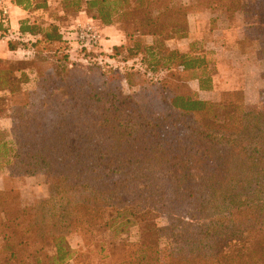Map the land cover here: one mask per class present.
Returning a JSON list of instances; mask_svg holds the SVG:
<instances>
[{
    "label": "trees",
    "instance_id": "obj_1",
    "mask_svg": "<svg viewBox=\"0 0 264 264\" xmlns=\"http://www.w3.org/2000/svg\"><path fill=\"white\" fill-rule=\"evenodd\" d=\"M62 6L83 7L102 26L121 24L126 42L112 51L131 65L69 67L63 54L55 65L63 76L38 74L28 91L22 86L32 60H0V117L11 120L10 133L0 131L10 135L0 138L4 169L44 173L49 189L28 203L0 192V264H75L81 254L70 247V233L128 223L138 242L120 264H264V106L247 111L241 91L203 98L198 91L213 89L214 64L196 41L187 52L168 44L187 36L192 10L240 12L258 19L245 39L264 57V0ZM20 32L34 40L9 41L10 49L27 47L46 60L53 59L49 46L55 56L65 49L55 23L22 21ZM159 207L164 225L155 221Z\"/></svg>",
    "mask_w": 264,
    "mask_h": 264
},
{
    "label": "rangeland",
    "instance_id": "obj_2",
    "mask_svg": "<svg viewBox=\"0 0 264 264\" xmlns=\"http://www.w3.org/2000/svg\"><path fill=\"white\" fill-rule=\"evenodd\" d=\"M183 2V0H181ZM195 2V0H194ZM187 4V3H186ZM192 4V3H191ZM59 7L55 4L50 6L49 10H44L36 13L35 17L38 22L43 24L55 23L60 27L62 36L65 41V49L60 50L57 56L53 55L56 46H49V55L53 59L46 60L44 55L34 56L33 51L25 58L22 55L16 56L9 60H32L28 64L32 68H26V74L30 75L29 82L23 84V89L33 91L38 82V74L47 76L52 71L59 72L55 65L56 58L63 57L67 54V60H62V63L71 67L72 63L80 64L84 68L93 66H103L111 70L124 69L125 66L130 67V60H123L122 56L115 55L112 51L114 45L105 47L107 42H117L118 45L125 44V34L122 25L119 23L113 24L115 31L122 34L121 40L115 39L103 33L98 27L100 33V41L97 44H89L85 41L79 40L75 34L74 27L80 22H73V18H68L63 21H54V18L59 14ZM38 14V15H37ZM58 18V17H57ZM215 20L210 23L201 37L196 39V49L201 54H205L211 64L216 68L215 78L217 80V93L206 96L201 94L203 98H219V95L225 92L241 91L244 95V103L247 111L261 109L264 106V57L256 53L257 42L248 37L245 39L247 26L251 30L255 29L257 18L255 15L244 16L243 13L232 14L229 16L215 14ZM100 24V23H99ZM101 25V24H100ZM249 30V34L250 31ZM252 30V31H253ZM24 40H34L32 36L24 37ZM42 46H40L41 48ZM4 64L2 65V67ZM34 69V70H32ZM28 75V77H29ZM59 76H63L59 72ZM123 88L125 92L129 93L130 89L124 83ZM216 96V97H215ZM35 99V98H34ZM11 111L13 107H8ZM5 124L0 123V131ZM11 128V126H10ZM9 128V130H10ZM4 129L2 131L10 133ZM1 139L10 138V135L0 136ZM23 139L28 140L27 137ZM0 158V177H6L1 180L0 192H10L13 196L22 199L23 203L32 202L35 199L45 198L49 195L48 181L44 173H37L34 175H10L4 169V165ZM160 212L155 221L159 225L166 224V218L162 213V207L158 208ZM124 229H115L110 227H98L88 235H81L78 231L72 232L68 235V243L71 248L79 252L81 255L77 256L75 264H120L124 258L130 255L134 245L138 242V233L135 227H130V223L124 225ZM121 228V227H120ZM1 243V239H0ZM47 250L52 252L53 246L49 241Z\"/></svg>",
    "mask_w": 264,
    "mask_h": 264
},
{
    "label": "crops",
    "instance_id": "obj_3",
    "mask_svg": "<svg viewBox=\"0 0 264 264\" xmlns=\"http://www.w3.org/2000/svg\"><path fill=\"white\" fill-rule=\"evenodd\" d=\"M184 3L191 4L194 0H183ZM39 3L46 4L47 10L50 9V6L56 5L59 7L60 11L58 16L52 17L54 21H63L68 18H73V22H92L96 27H98L103 33L111 36V39H105L107 41H112L113 36L115 39L121 40L122 34H118V31H115L113 25L110 26H102L98 21L90 18L84 8L82 7L78 11H71L62 6V0H0V60H9L14 59L18 55H22L25 58V55L31 53V49L27 47L18 46L14 49H10L8 47L9 41H14L18 39L24 40V36H28V34L23 35L20 32V27L22 25V21H27V23H32L37 21L35 17L36 13L44 11V9H40L37 7ZM5 7L7 9V14H3L1 8ZM38 15V14H37ZM58 17V18H57ZM212 17L214 14L209 10H192L187 15L188 21V33L187 36L181 39H171L168 41V44L172 47H176L181 52H187L190 49V44L195 42L196 39H199L203 34L204 30L210 26L212 22ZM151 36H144V42H151ZM118 45L117 42H107L105 47L108 48L109 45ZM27 58V57H26ZM25 58V59H26ZM28 60V59H27ZM34 70V69H32ZM29 75V74H27ZM30 80V75H29ZM28 80V82H29ZM193 89L198 91V81L193 80L192 82ZM217 80L215 75H213V89L211 91H198V94L202 93L206 96L213 94L215 90H217ZM0 123L5 124L2 130H9L11 126V120L9 117H0ZM6 173L4 176L0 177L1 180L6 177ZM2 184V183H1ZM0 184V185H1ZM2 186V185H1ZM1 188V187H0Z\"/></svg>",
    "mask_w": 264,
    "mask_h": 264
},
{
    "label": "built area",
    "instance_id": "obj_4",
    "mask_svg": "<svg viewBox=\"0 0 264 264\" xmlns=\"http://www.w3.org/2000/svg\"><path fill=\"white\" fill-rule=\"evenodd\" d=\"M3 14H7L5 7L1 8ZM75 34L81 41H85L91 45L97 44L100 41V33L98 28L92 22L79 23L74 27ZM62 33V31H61Z\"/></svg>",
    "mask_w": 264,
    "mask_h": 264
}]
</instances>
